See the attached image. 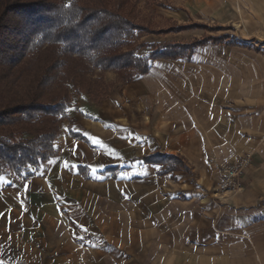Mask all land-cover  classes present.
<instances>
[{
    "label": "crops",
    "instance_id": "1",
    "mask_svg": "<svg viewBox=\"0 0 264 264\" xmlns=\"http://www.w3.org/2000/svg\"><path fill=\"white\" fill-rule=\"evenodd\" d=\"M197 53L152 61L101 103L76 97L57 156L29 176L0 177V264H264V93ZM246 154L254 163L232 206L200 193L220 177L209 159ZM155 155L187 169L163 175L143 161ZM110 184L132 208L99 203Z\"/></svg>",
    "mask_w": 264,
    "mask_h": 264
},
{
    "label": "trees",
    "instance_id": "2",
    "mask_svg": "<svg viewBox=\"0 0 264 264\" xmlns=\"http://www.w3.org/2000/svg\"><path fill=\"white\" fill-rule=\"evenodd\" d=\"M124 2L0 0V177L7 172L29 176L32 168L38 170L57 156L55 142L61 123L69 119L73 92L100 102L115 89L104 72L114 71L117 84L126 85L149 73L152 61L191 60L210 41L224 39L136 45L137 36L153 31L124 16ZM185 29L189 26L170 32ZM145 48L152 51L140 56ZM97 70V79L89 77ZM143 161L162 165L163 175L187 169L176 156Z\"/></svg>",
    "mask_w": 264,
    "mask_h": 264
},
{
    "label": "rangeland",
    "instance_id": "3",
    "mask_svg": "<svg viewBox=\"0 0 264 264\" xmlns=\"http://www.w3.org/2000/svg\"><path fill=\"white\" fill-rule=\"evenodd\" d=\"M109 1L112 2V0ZM69 2L70 0H67V3ZM121 13L135 23L153 31V33L137 36L134 43L136 45L166 42L186 44L206 36L213 39L224 38L220 43L210 41L208 45L198 49L196 59L206 64L216 74L227 73L231 77H236L238 81L248 83L250 87H253L254 96H263L264 0H126L121 6ZM182 26H189V29L170 32L173 28ZM235 41L239 45H230ZM151 51V48L140 49L138 54L147 56ZM107 72H113L117 75L118 81L117 73L114 71ZM100 74L101 71L97 70L94 73L91 72L89 77L97 79ZM103 77L107 83L116 84V87L122 85L117 84V81L108 82L106 72L103 73ZM73 93L74 101L78 96H89ZM101 102L103 101L93 103ZM253 163L254 160L252 165ZM217 182L212 186L201 184L202 186L199 187L203 189L200 190V193L215 196L216 202L223 208L232 206L231 203L236 194L217 197ZM179 185L184 187L185 182ZM107 192L110 193V197L103 202L100 201V204L106 205L108 203L111 209L118 208L123 203L127 208L133 207L132 196H127L128 198L124 202L121 201L116 184H110ZM259 208L264 209V200L260 202ZM241 210H243L241 212H245L244 210L247 209ZM239 218L244 220L243 217ZM261 236L262 234L259 233L254 239L261 241ZM241 239L246 240L245 235Z\"/></svg>",
    "mask_w": 264,
    "mask_h": 264
},
{
    "label": "built area",
    "instance_id": "4",
    "mask_svg": "<svg viewBox=\"0 0 264 264\" xmlns=\"http://www.w3.org/2000/svg\"><path fill=\"white\" fill-rule=\"evenodd\" d=\"M253 154H246L234 164L223 163L209 159V164L214 170L220 172L217 182V197L235 195L245 189V177L252 167Z\"/></svg>",
    "mask_w": 264,
    "mask_h": 264
}]
</instances>
